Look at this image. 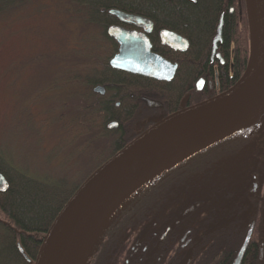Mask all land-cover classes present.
<instances>
[{"label": "trees", "instance_id": "obj_1", "mask_svg": "<svg viewBox=\"0 0 264 264\" xmlns=\"http://www.w3.org/2000/svg\"><path fill=\"white\" fill-rule=\"evenodd\" d=\"M109 10L150 19L154 32L167 31L186 42L182 52L167 48L172 52L170 61L178 63L171 80H156L109 66L117 43L106 34V28L119 23ZM43 12L56 18L58 29L65 35L58 40V52L47 54L36 65L43 72L34 81H38L36 88L41 94H55L56 99L49 106V115L44 116L34 107L38 100L30 99L28 105L18 106L1 129L0 174L8 188L0 192V264H32L18 246L33 262L58 212L97 167L137 135L131 126L144 112L158 109L166 115L187 103L206 99V84L200 91L195 89L200 78L205 83L211 81L212 94L227 90L240 80L249 57L245 0H0L3 25L18 14L29 20ZM221 14L217 52L222 64L215 58L210 62ZM82 31L90 32V46L78 37L77 32ZM167 53L165 49V56ZM97 85L105 88L104 95L92 91ZM143 97L153 102L145 105ZM111 122L117 126L109 128ZM160 175L151 177L118 203L101 232L126 202L144 201L145 206L151 202L154 181ZM90 248L91 244L83 264H100L90 259ZM102 250L103 246L95 252L97 257L102 256Z\"/></svg>", "mask_w": 264, "mask_h": 264}, {"label": "flooded vegetation", "instance_id": "obj_2", "mask_svg": "<svg viewBox=\"0 0 264 264\" xmlns=\"http://www.w3.org/2000/svg\"><path fill=\"white\" fill-rule=\"evenodd\" d=\"M147 20L150 28L119 20L107 28L144 34L151 52L178 65L170 61L169 49L182 52L186 42L154 32ZM215 57L211 51V63ZM202 80L210 95L211 81ZM142 99L145 105L152 102ZM160 117L151 115L149 122ZM184 158L155 179L151 202H126L104 232L98 231L90 259L100 264H233L235 259L264 264V111Z\"/></svg>", "mask_w": 264, "mask_h": 264}, {"label": "water", "instance_id": "obj_3", "mask_svg": "<svg viewBox=\"0 0 264 264\" xmlns=\"http://www.w3.org/2000/svg\"><path fill=\"white\" fill-rule=\"evenodd\" d=\"M245 1L250 32V55L247 69L240 80L217 95L157 119L151 126L136 135L116 154L97 167L80 184L54 218L41 240L33 264H62L73 236L83 219L106 196L141 170L143 163L149 160L155 151L166 145L171 139L196 127L206 126L216 120L250 111L251 114L245 121L247 122L253 116L264 111V0ZM108 13L121 22L138 26L145 24L149 28L151 26L150 21L142 17L125 14L117 10H109ZM222 19L223 14L220 15L216 34L212 40V53H215L217 43L221 41ZM106 33L117 43V51L108 61L110 67L156 80L169 81L173 78L177 65L151 52V44L144 34L127 31L119 26L107 28ZM253 51V65L251 70H248ZM216 56L222 62L220 55L216 54ZM203 82V80L196 82L197 90L201 89ZM93 92L103 94L104 88L98 85L93 88ZM244 123L225 132L220 137L198 146L183 156L231 133ZM116 125V122H112L108 124V127L111 128ZM176 160L167 163L152 175L138 182L117 200L98 224L96 230L118 203L139 185ZM7 188V181L0 174V192L6 191ZM18 251L26 261L31 262L23 254L20 246H18ZM239 263L240 259H235L233 262V264Z\"/></svg>", "mask_w": 264, "mask_h": 264}, {"label": "rangeland", "instance_id": "obj_4", "mask_svg": "<svg viewBox=\"0 0 264 264\" xmlns=\"http://www.w3.org/2000/svg\"><path fill=\"white\" fill-rule=\"evenodd\" d=\"M43 10L50 11L48 8ZM17 14L15 13V15ZM24 16L27 18L28 15ZM1 22L0 132L7 118H11L12 113L19 105H28L30 99L38 100L34 107L40 116L49 115L51 110L49 106L54 105L56 95L41 94L42 91L36 88L38 81L34 80L40 79L39 74L43 72V69H37L36 65L47 54L58 52V40H60V36L65 35L60 28L58 29L57 20L51 13L43 12L39 16L30 17L29 20H24L21 18V14H18L6 25ZM89 33L88 31L77 32L78 37H81L87 46H90ZM75 34L73 33V36ZM33 88L34 90L30 91ZM69 112L73 113V111ZM161 114L158 109L153 112L146 111L132 123L131 129L137 133L150 124L151 115L159 116Z\"/></svg>", "mask_w": 264, "mask_h": 264}, {"label": "bare ground", "instance_id": "obj_5", "mask_svg": "<svg viewBox=\"0 0 264 264\" xmlns=\"http://www.w3.org/2000/svg\"><path fill=\"white\" fill-rule=\"evenodd\" d=\"M252 57L248 70H251L253 65L254 51L252 52ZM250 114V111L239 113L221 120H216L206 126L196 127L187 133L171 139L166 145L155 151L150 159L143 163L141 170L106 196L83 219L73 236L62 264H81L85 247L98 224L103 220L113 204L138 182L152 175L167 163L178 159L206 142L220 137L225 132L238 127L246 121Z\"/></svg>", "mask_w": 264, "mask_h": 264}]
</instances>
